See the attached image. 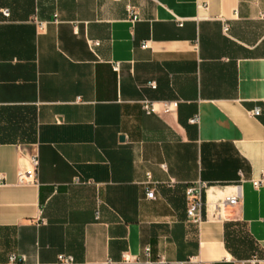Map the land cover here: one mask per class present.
<instances>
[{"label": "crops", "instance_id": "crops-1", "mask_svg": "<svg viewBox=\"0 0 264 264\" xmlns=\"http://www.w3.org/2000/svg\"><path fill=\"white\" fill-rule=\"evenodd\" d=\"M263 103L264 0H0V264H264Z\"/></svg>", "mask_w": 264, "mask_h": 264}, {"label": "built area", "instance_id": "built-area-1", "mask_svg": "<svg viewBox=\"0 0 264 264\" xmlns=\"http://www.w3.org/2000/svg\"><path fill=\"white\" fill-rule=\"evenodd\" d=\"M2 14L4 16H9L8 9H2ZM262 16H263L262 12L258 13V17L261 18ZM222 31L224 34L228 35V31H229L228 23L226 22L223 23ZM87 43L91 49L99 46L100 44V42L97 40H87ZM143 46H145V44ZM118 68H119L118 64L113 65L114 70H118ZM150 85L155 86L154 82H151ZM145 109L149 113L151 110H153V106L148 107V104H146ZM250 113L254 116L264 114V103L260 106L253 108L250 111ZM190 122L191 123L197 122V117L190 119ZM30 164L33 167V169H35V167L38 165L37 155L31 156ZM146 175H147V179L145 181V184L147 185V189L145 192V196L149 199H155V193H154L155 190H154V187L151 186V184H153V181L150 180V173L147 172ZM18 181L19 183L29 182L25 177V172L22 170L18 172ZM75 182L80 183L82 181L80 180V178L77 177L75 179ZM263 182H264V172H261L258 178L251 179V184L253 185V187H258ZM207 188H208V183L202 180H198L196 182L187 184L185 187L184 195H185V201H186V215H187V218L195 224H199L203 218V209L206 205L205 193L207 191ZM239 200H240V193L238 189L226 195L220 203L221 215L224 216L225 207H230V208L237 207L239 204ZM99 217H100V214L97 209L95 213V218L99 219ZM143 252L145 256L149 257L150 256V246L149 245L144 246ZM25 260H26V256L23 254L11 253L8 257V262L10 264H21L22 262H25ZM122 260L126 263H131L134 261V259L128 253H123ZM158 261L160 263L167 264L164 257H161ZM52 264H74V258L72 255L59 254L57 256L56 261L53 262ZM198 264H208V263L204 261H198Z\"/></svg>", "mask_w": 264, "mask_h": 264}, {"label": "trees", "instance_id": "trees-1", "mask_svg": "<svg viewBox=\"0 0 264 264\" xmlns=\"http://www.w3.org/2000/svg\"><path fill=\"white\" fill-rule=\"evenodd\" d=\"M229 222V221H227ZM225 237H226V240H225V244H226V247L233 253V255L237 256V257H242V256H249L250 254L248 253H237L235 252L232 247L233 245L234 246H237V248L241 247L242 245H246L245 248H247V244L250 243V245H252V249L253 248V244L251 242H242V241H239L236 237V232L233 230H229L228 229V225H226V229H225ZM232 245V247H231ZM243 248V247H241Z\"/></svg>", "mask_w": 264, "mask_h": 264}]
</instances>
